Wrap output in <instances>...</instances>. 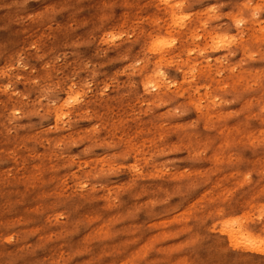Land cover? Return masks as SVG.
Returning a JSON list of instances; mask_svg holds the SVG:
<instances>
[{"label":"rangeland","instance_id":"rangeland-1","mask_svg":"<svg viewBox=\"0 0 264 264\" xmlns=\"http://www.w3.org/2000/svg\"><path fill=\"white\" fill-rule=\"evenodd\" d=\"M263 234L264 0H0V264H264Z\"/></svg>","mask_w":264,"mask_h":264},{"label":"bare ground","instance_id":"bare-ground-1","mask_svg":"<svg viewBox=\"0 0 264 264\" xmlns=\"http://www.w3.org/2000/svg\"><path fill=\"white\" fill-rule=\"evenodd\" d=\"M243 20H244V17H239V18H237L236 21L238 22V21H243ZM161 45H162V44H161ZM159 48H160V46H159ZM160 50H161V49H160ZM160 50H159V51H160ZM82 110H83V109H82ZM55 114H56L57 119H60V117L62 116L60 110H56V111H55ZM234 227H235V225H234ZM240 227H243V225L240 224ZM240 227L238 228L239 231H237V229L234 230V231H235V232L237 231V233L239 232V233H242V234H245V235L248 234V237H249V238L252 237V236L254 235V234H253L248 228L243 229V228H240ZM230 230H231V229H230ZM230 230H229V231H230ZM229 231H228V233H229ZM234 231L232 230V232H234ZM253 232H254V231H253ZM239 233H238L237 235H239ZM232 234H233V233H232ZM232 234L230 235V233H229V236H232ZM235 234H236V233H235ZM233 235H234V234H233ZM240 235H241V234H240ZM250 235H251V236H250ZM256 235L259 236L258 233H257ZM256 235H255V237H256ZM260 235H261V234H260ZM263 235H264V234H263ZM246 236H247V235H246ZM233 237H234V236H233ZM253 237H254V236H253ZM230 238H231V237H230ZM240 238H241V236H240ZM243 238H244V237H243ZM259 238H260V237H259ZM262 238H264V237H262ZM232 239H234V238H232ZM237 239H239L238 236H237ZM251 239H253V238H251ZM251 239H250V240H251ZM260 239H261V238H260ZM250 240H249V241H250ZM241 241H243V240H241ZM244 241H245V240H244ZM246 241H248V240H246ZM256 241H259V239L257 240V238H256ZM262 241L264 242V240H262ZM251 242H252V241H251ZM251 242H250V243H251ZM261 243H262V242H261ZM257 244H258V242H257ZM254 245H255V243L253 244V246H252V243H251V246H252V247H251V246H250V247L253 249ZM262 245H264V244L262 243ZM260 248H261V247H260ZM255 249H256V247H255ZM243 250H244V249H243ZM256 250H257V249H256ZM259 250L261 251V249H258L257 251H259ZM262 250H263V249H262Z\"/></svg>","mask_w":264,"mask_h":264}]
</instances>
